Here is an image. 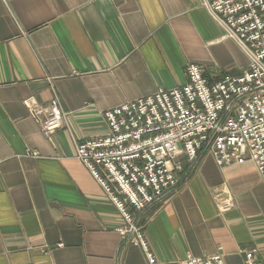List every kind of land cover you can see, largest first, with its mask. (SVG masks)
Listing matches in <instances>:
<instances>
[{
  "label": "crops",
  "instance_id": "0c3cea01",
  "mask_svg": "<svg viewBox=\"0 0 264 264\" xmlns=\"http://www.w3.org/2000/svg\"><path fill=\"white\" fill-rule=\"evenodd\" d=\"M190 63L209 81L249 65L201 0H0V264H150L77 146L107 134V110L185 84ZM53 97L66 115L48 136L28 105ZM136 222L157 264H264V179L202 151Z\"/></svg>",
  "mask_w": 264,
  "mask_h": 264
},
{
  "label": "built area",
  "instance_id": "2783aa9c",
  "mask_svg": "<svg viewBox=\"0 0 264 264\" xmlns=\"http://www.w3.org/2000/svg\"><path fill=\"white\" fill-rule=\"evenodd\" d=\"M201 2L248 55L243 74L209 81L200 65L190 63L185 84L107 110V134L77 146V158L126 221L119 232L146 250L150 264L157 262L136 215L180 185L185 161L207 151L219 166L250 161L264 179V0ZM28 107L46 135L63 126L66 114L57 97ZM233 206L231 200L219 204L222 211ZM179 264L225 262L220 253L188 254ZM245 264H257L252 251Z\"/></svg>",
  "mask_w": 264,
  "mask_h": 264
},
{
  "label": "rangeland",
  "instance_id": "374dc122",
  "mask_svg": "<svg viewBox=\"0 0 264 264\" xmlns=\"http://www.w3.org/2000/svg\"><path fill=\"white\" fill-rule=\"evenodd\" d=\"M223 201H224V200H223ZM221 202H222V201H221ZM221 202H220V203H221Z\"/></svg>",
  "mask_w": 264,
  "mask_h": 264
}]
</instances>
